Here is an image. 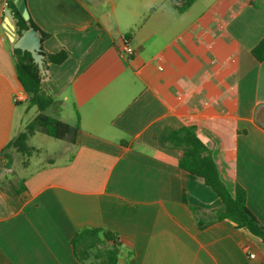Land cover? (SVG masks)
Listing matches in <instances>:
<instances>
[{
    "label": "crops",
    "instance_id": "0c3cea01",
    "mask_svg": "<svg viewBox=\"0 0 264 264\" xmlns=\"http://www.w3.org/2000/svg\"><path fill=\"white\" fill-rule=\"evenodd\" d=\"M8 2L0 0V166L29 102L14 101L25 90ZM26 3L50 36L42 49L69 53L44 76L60 103L50 115L80 131L59 152L64 160L35 163L17 182L0 168V264H88L72 240L92 228L118 235V264H264V243L233 222L200 228L222 202L169 144L172 131L194 128L264 226V61L252 54L264 40V0H195L182 13L166 0Z\"/></svg>",
    "mask_w": 264,
    "mask_h": 264
},
{
    "label": "trees",
    "instance_id": "16d2710c",
    "mask_svg": "<svg viewBox=\"0 0 264 264\" xmlns=\"http://www.w3.org/2000/svg\"><path fill=\"white\" fill-rule=\"evenodd\" d=\"M166 2L182 13L195 0H166ZM8 7L12 11L20 36H22L23 31L36 29L41 35L42 43L50 37L49 34L40 31L31 18L28 21L24 19L15 0H9ZM252 54L259 62L264 61V40L253 50ZM43 55L46 71L50 65H61L69 58V53L65 50L56 54H50L43 50ZM14 57L18 80L29 95V105L37 108L38 115L4 149L2 154L6 159L5 167L7 169L13 167L12 157L7 153L11 148L25 158L33 157L35 153H41L40 149L30 147L28 144L30 137L37 132L75 145L80 131L79 124L72 126L53 115L47 114V111L57 108L60 103L45 88V77L42 75L39 66L34 62L31 53L15 49ZM169 144L172 148L180 149L184 152V156L179 162L180 168L202 178L222 202V206L212 212V219L209 223L205 225L200 223V228L215 222L229 220L235 224L237 229L247 230L264 243V226L249 209L246 190L237 185L234 193L230 192L221 179L214 158L196 134L195 129L184 127L172 131L169 135ZM15 187L19 193L25 190L23 181L16 184ZM184 201L186 202L185 199ZM191 210L196 212L198 209L192 207ZM72 246L76 257L84 263L88 262L92 256L99 264H118L121 254V244L118 235L110 230L101 228L84 229L78 232L72 240Z\"/></svg>",
    "mask_w": 264,
    "mask_h": 264
},
{
    "label": "rangeland",
    "instance_id": "374dc122",
    "mask_svg": "<svg viewBox=\"0 0 264 264\" xmlns=\"http://www.w3.org/2000/svg\"><path fill=\"white\" fill-rule=\"evenodd\" d=\"M50 111L52 110L47 111V114L50 115L51 114ZM37 115H38V110L36 107L30 106L29 102L28 104H24L22 106L23 127L19 132L20 133L23 132L26 126L29 123H31L37 117ZM65 143L67 142L59 141L45 134L37 132L34 136L30 137L28 144L30 147L40 149L41 153H38V154L35 153L33 157L25 158L23 157V155L18 153L15 149L11 148L7 151V153H9L12 157V162H13L12 168L13 169L10 172L7 170L5 166H0V168H2L1 171L7 175H11L12 176L11 178H13L14 181L17 182L18 178L24 177L36 169L35 163H38V164H40V162L45 163L48 158H53L56 161L64 160L65 155L63 156L59 152L64 150ZM26 163H30L31 166L29 168H26L27 167ZM93 263L99 264L91 256L88 260V264H93Z\"/></svg>",
    "mask_w": 264,
    "mask_h": 264
},
{
    "label": "water",
    "instance_id": "95a60500",
    "mask_svg": "<svg viewBox=\"0 0 264 264\" xmlns=\"http://www.w3.org/2000/svg\"><path fill=\"white\" fill-rule=\"evenodd\" d=\"M15 2L19 7L20 12L23 14L24 19L28 21L30 19V13L26 0H15ZM15 49L31 53L34 62L39 66L42 75H46L41 35L38 30L30 29L29 31H23L22 36H20L15 43Z\"/></svg>",
    "mask_w": 264,
    "mask_h": 264
},
{
    "label": "built area",
    "instance_id": "2783aa9c",
    "mask_svg": "<svg viewBox=\"0 0 264 264\" xmlns=\"http://www.w3.org/2000/svg\"><path fill=\"white\" fill-rule=\"evenodd\" d=\"M123 43H124V46L122 48V51L125 54H129V55L133 54L134 50L130 45H128V42L126 39L123 40ZM28 100H29V95L26 93V91L18 92L14 96V101L16 103H24Z\"/></svg>",
    "mask_w": 264,
    "mask_h": 264
}]
</instances>
